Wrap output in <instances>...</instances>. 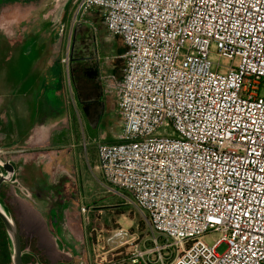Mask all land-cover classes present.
Returning a JSON list of instances; mask_svg holds the SVG:
<instances>
[{
	"label": "built area",
	"instance_id": "2783aa9c",
	"mask_svg": "<svg viewBox=\"0 0 264 264\" xmlns=\"http://www.w3.org/2000/svg\"><path fill=\"white\" fill-rule=\"evenodd\" d=\"M72 4L75 21L98 10L125 44L123 77L102 79L123 129L95 141L97 169L152 233L118 229V258L95 264H264V0Z\"/></svg>",
	"mask_w": 264,
	"mask_h": 264
},
{
	"label": "rangeland",
	"instance_id": "374dc122",
	"mask_svg": "<svg viewBox=\"0 0 264 264\" xmlns=\"http://www.w3.org/2000/svg\"><path fill=\"white\" fill-rule=\"evenodd\" d=\"M69 1L0 0V143L15 141V125L23 144L47 149V161L31 164L32 175H19L33 195L22 194L31 204L25 208L28 225L48 250L42 264L57 260L68 264L72 253L84 255V261L74 264L106 263L118 258L112 256L120 245L112 239L118 229L148 242L152 233L141 212L126 201L125 197L132 198L129 191L121 190L122 197L107 189L103 174L95 168L96 147L89 140L90 126L98 124L99 133L108 131L102 140H114L123 128L117 95H106L116 99L110 123L99 116L101 107L94 101L102 87L97 59L103 60L111 48L124 44L107 33L101 14H90L88 23H80L72 8L63 18ZM75 116L81 138L72 139L73 143L68 139L69 147L57 148L53 137L73 125ZM22 195L18 191L19 198ZM52 203L61 204L64 210L54 218ZM82 206L92 209L89 221L83 219ZM24 238L34 241L33 237ZM220 238V234L211 233L203 241L213 246ZM159 241L165 243L162 238ZM226 249L223 243L217 252L223 254ZM23 252L28 264H39L30 250Z\"/></svg>",
	"mask_w": 264,
	"mask_h": 264
},
{
	"label": "crops",
	"instance_id": "0c3cea01",
	"mask_svg": "<svg viewBox=\"0 0 264 264\" xmlns=\"http://www.w3.org/2000/svg\"><path fill=\"white\" fill-rule=\"evenodd\" d=\"M72 8H73V4L71 5L69 11ZM94 14H101V13L98 10H94L92 15H94ZM100 16L102 17V15H100ZM102 19H103V17H102ZM62 21H63V19H62ZM107 33H108V31H107ZM113 38H118V37H113ZM119 39H121V38H119ZM121 41L123 42L122 39H121ZM123 44H124V42H123ZM125 51H126L125 44H124V46L123 45H119L117 47L115 46V47L111 48V51L107 54L106 58H104L103 60L97 59V61L99 63L98 66H100L101 67L100 69L102 70V72H100L101 76L99 77V79H101V81H102V82L100 81L102 84L101 85L102 87H101V89L98 90L99 96L97 98H95L94 102H98L100 107H101V113L99 116L100 117L105 116V118H108L107 121L109 123H110L109 115L111 114V111L114 109V107L116 105L115 104L116 99H113L112 97L111 98L106 97V95H107V93L114 94V95H117V94L107 90L104 86L102 79L105 76H107V77L113 76L116 79H121L123 77V72H124V68H125V60L122 58V56L124 55ZM107 57H109L110 59H107ZM60 63H61V61H60ZM77 90H78V88H77ZM117 104H119V100H118ZM78 105H80V103H77V108H78ZM117 107L119 108L118 105H117ZM100 122H101V118L99 120V123ZM98 126L99 125L97 124L95 127L90 126L88 128L89 140L94 145H95L96 140H101V141L106 142V143H115L117 141L118 135L122 132V130H121L119 133H117V135L114 137V140H102L101 139L102 136L104 137V135L107 134L108 131L106 130L104 132L99 133L97 131ZM14 128L16 130L15 141L10 143V144H8V143L6 144L4 142L0 143V147H4L3 149L9 150V152L11 154V157L9 160L12 162V164L15 166V168H17L18 176H15L13 182L9 183V184H11L10 187H5V189L3 187V192L8 197V201L10 203L9 202L6 203L1 198L0 199L5 204V206L7 207L8 210H9L8 204H10L11 207L13 206L12 208H14V210L18 213V223H19L21 233L27 237H33V239L36 241V246H37L38 250L42 254L43 258L46 259V256L48 255V250H47V248H45L42 245V242L38 241L36 234L34 233L33 229H31L30 226L28 225L27 218H26V212H25L26 205L28 206L31 204H30L28 199L23 198L22 194H24L28 198L33 196V195L31 193V191L28 188H26L19 181V175H20V172L22 174L25 172L24 174L32 175L30 169L33 165H31V164H34V163L39 162V161H47L48 152H47L46 148H35L36 149L35 150V149H32L31 147H27L25 144H23L21 136L18 132V128L15 125H14ZM5 134H7V133L5 132ZM57 134H58L57 136L53 137V144L55 143L57 148L69 147L70 142L68 144V142H67L68 139L72 143L74 142L72 139H76V141H78V139H80L82 135H81V131H80L79 122L76 119V116H75V121H74L73 125H71L64 132L59 131ZM84 134L85 133H83V135ZM72 146H74V144H72ZM84 148H85V150H87V148H88V143L85 139H84ZM95 152H96V158H97L96 161L98 163V156H97V150L96 149H95ZM97 166H98V164H95V168H97ZM23 169H25L26 171H23ZM18 191L21 193L22 198H19ZM52 204L53 205L50 206L51 207L50 213H51V218H54L53 217L54 215L57 214L59 216L60 215L59 211L63 212L64 210L61 207V204L57 205V206L54 203H52ZM66 225H67V222L64 218V226L66 227ZM60 250H61V248H60ZM72 255H75V254L72 253ZM49 262L51 264H58L59 261L57 260V261H49Z\"/></svg>",
	"mask_w": 264,
	"mask_h": 264
},
{
	"label": "water",
	"instance_id": "95a60500",
	"mask_svg": "<svg viewBox=\"0 0 264 264\" xmlns=\"http://www.w3.org/2000/svg\"><path fill=\"white\" fill-rule=\"evenodd\" d=\"M72 1L73 0H70L67 3L63 18L66 16L68 9H70L72 5ZM0 164L3 166L5 171L8 172V176H4V175L0 176V186H1L4 182H10L14 179L15 166L11 162H6L2 164L1 160H0ZM0 219L5 226L9 238L12 264H25L23 261L24 252L22 250V243H21V236L19 229L12 214L9 212V210L7 209V207L2 202L1 199H0Z\"/></svg>",
	"mask_w": 264,
	"mask_h": 264
},
{
	"label": "flooded vegetation",
	"instance_id": "af4514ba",
	"mask_svg": "<svg viewBox=\"0 0 264 264\" xmlns=\"http://www.w3.org/2000/svg\"><path fill=\"white\" fill-rule=\"evenodd\" d=\"M11 157V154L9 152V150H6V149H3L2 151H0V160L3 163H6V162H11L9 159ZM12 163V162H11ZM8 176V172L5 171V169L3 168V166L0 164V176ZM15 176H18V171H17V168H15ZM15 178V177H14ZM14 180V179H13ZM10 181V182H4L1 186H0V198L4 201V202H9L8 201V197L4 194L3 192V187L5 189V187H10L11 184L9 183H12L13 182ZM7 185V186H6ZM10 203V202H9ZM13 207V206H12ZM10 204H8V208H9V211L10 213L12 214L16 224H17V227L19 229V232H20V236H21V243H22V250L23 251H26V250H30L31 253H29L34 261H37V263L39 264H42L41 262L44 261L45 259L43 258L42 254L40 253V251L38 250L37 246H36V241L34 240H29L27 238H24V237H27L25 235H23L21 233V230H20V227H19V223H18V213L14 210V208H12ZM1 234V233H0ZM30 242V244H29ZM3 241H2V237L0 236V247L3 246ZM25 255L27 254H23V261L25 264H28L27 261L28 259L25 257ZM42 257V258H41ZM0 261H1V264H3L4 262L3 261H6V259L0 257ZM12 261V260H11ZM41 261V262H40ZM68 264H74V261H84V255L82 254V256H79L77 257L76 255H72L69 260H68ZM64 261H59L58 264H62ZM12 264V262H11ZM83 264V263H81Z\"/></svg>",
	"mask_w": 264,
	"mask_h": 264
},
{
	"label": "trees",
	"instance_id": "16d2710c",
	"mask_svg": "<svg viewBox=\"0 0 264 264\" xmlns=\"http://www.w3.org/2000/svg\"><path fill=\"white\" fill-rule=\"evenodd\" d=\"M0 236L2 237V241H3V246L1 247V257L6 259V261H3V264H11V250H10V243H9V238L5 229L4 224L2 223L1 219H0ZM41 262V261H40ZM43 263V262H41Z\"/></svg>",
	"mask_w": 264,
	"mask_h": 264
}]
</instances>
